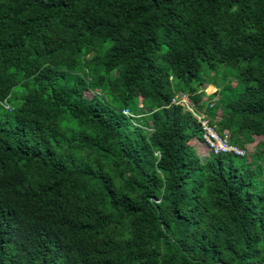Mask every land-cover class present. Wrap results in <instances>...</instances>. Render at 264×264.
Masks as SVG:
<instances>
[{"label":"trees","instance_id":"trees-1","mask_svg":"<svg viewBox=\"0 0 264 264\" xmlns=\"http://www.w3.org/2000/svg\"><path fill=\"white\" fill-rule=\"evenodd\" d=\"M0 264H264V0H0Z\"/></svg>","mask_w":264,"mask_h":264},{"label":"built area","instance_id":"built-area-1","mask_svg":"<svg viewBox=\"0 0 264 264\" xmlns=\"http://www.w3.org/2000/svg\"><path fill=\"white\" fill-rule=\"evenodd\" d=\"M178 103L184 104L187 103V100L184 97H181L178 100ZM124 113L126 115H130L128 110H125ZM204 117V116H203ZM201 118L199 117V120ZM203 131H204V139L205 141L210 145V148L215 153H221V152H236L238 154L243 155L244 151L241 149L232 146L229 143L230 137L228 134L220 135L219 132L214 128L211 127L208 121H202ZM210 132H213V135L210 134ZM207 139L209 141H207Z\"/></svg>","mask_w":264,"mask_h":264},{"label":"rangeland","instance_id":"rangeland-1","mask_svg":"<svg viewBox=\"0 0 264 264\" xmlns=\"http://www.w3.org/2000/svg\"><path fill=\"white\" fill-rule=\"evenodd\" d=\"M206 92L208 93V94H212V93H215L216 92V88H214V87H212V86H209V87H207V89H206ZM188 102V104L187 105H190V102L189 101H187ZM185 104V103H184ZM186 105V104H185ZM186 107V106H185ZM210 134L211 135H213V132H210ZM259 140H261V139H258V141ZM207 141H209L208 139H207ZM203 148H204V146H203ZM232 152V151H231ZM203 155H205V156H203V158L205 159L206 157H207V151L204 149L203 150Z\"/></svg>","mask_w":264,"mask_h":264},{"label":"clouds","instance_id":"clouds-1","mask_svg":"<svg viewBox=\"0 0 264 264\" xmlns=\"http://www.w3.org/2000/svg\"><path fill=\"white\" fill-rule=\"evenodd\" d=\"M215 88V87H214ZM213 94V93H212ZM187 101H188V99H187V97L186 96H183ZM176 104H179V105H181V106H186V108L188 109V110H192V106H191V103H190V105H187L188 104V102L187 103H185V104H181V103H178V101H176ZM2 105L6 108V109H9V110H11L12 109V107L10 106V104L8 103V101L6 100V102L4 101L3 103H2Z\"/></svg>","mask_w":264,"mask_h":264}]
</instances>
